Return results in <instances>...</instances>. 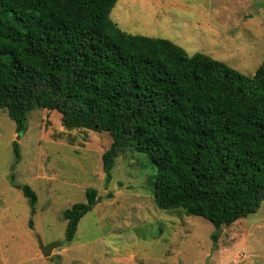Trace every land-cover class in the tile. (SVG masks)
Masks as SVG:
<instances>
[{
	"label": "trees",
	"instance_id": "obj_1",
	"mask_svg": "<svg viewBox=\"0 0 264 264\" xmlns=\"http://www.w3.org/2000/svg\"><path fill=\"white\" fill-rule=\"evenodd\" d=\"M116 2L0 0V110L20 134L36 108L57 112L65 130L107 133V176L120 153L145 155L159 210L216 231L254 214L264 202V57L248 76L169 40L126 34L110 19ZM13 186L33 217L35 192ZM85 197L62 213L66 243L98 202L93 188Z\"/></svg>",
	"mask_w": 264,
	"mask_h": 264
},
{
	"label": "rangeland",
	"instance_id": "obj_2",
	"mask_svg": "<svg viewBox=\"0 0 264 264\" xmlns=\"http://www.w3.org/2000/svg\"><path fill=\"white\" fill-rule=\"evenodd\" d=\"M110 19L126 34L169 40L243 75H252L264 57V0H117ZM110 144L107 133L65 130L57 112L38 108L16 133L0 110V264H264V202L219 231L181 210H159L145 155L128 149L109 176L103 172L101 156ZM13 184L35 192L33 217ZM89 188L98 202L73 240L43 258L36 236L44 245L65 242L62 213L84 203Z\"/></svg>",
	"mask_w": 264,
	"mask_h": 264
},
{
	"label": "water",
	"instance_id": "obj_3",
	"mask_svg": "<svg viewBox=\"0 0 264 264\" xmlns=\"http://www.w3.org/2000/svg\"><path fill=\"white\" fill-rule=\"evenodd\" d=\"M37 244H38V250L43 258H48L52 254V252L59 247H63L66 245V242H53L48 245H44L42 241L40 240L39 236H36Z\"/></svg>",
	"mask_w": 264,
	"mask_h": 264
},
{
	"label": "crops",
	"instance_id": "obj_4",
	"mask_svg": "<svg viewBox=\"0 0 264 264\" xmlns=\"http://www.w3.org/2000/svg\"><path fill=\"white\" fill-rule=\"evenodd\" d=\"M176 45V44H175Z\"/></svg>",
	"mask_w": 264,
	"mask_h": 264
}]
</instances>
